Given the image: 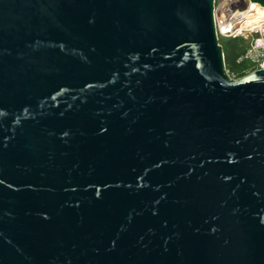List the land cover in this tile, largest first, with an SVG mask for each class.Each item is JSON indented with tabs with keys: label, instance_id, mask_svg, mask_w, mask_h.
<instances>
[{
	"label": "water",
	"instance_id": "95a60500",
	"mask_svg": "<svg viewBox=\"0 0 264 264\" xmlns=\"http://www.w3.org/2000/svg\"><path fill=\"white\" fill-rule=\"evenodd\" d=\"M214 6L0 0V264H264V64Z\"/></svg>",
	"mask_w": 264,
	"mask_h": 264
},
{
	"label": "built area",
	"instance_id": "2783aa9c",
	"mask_svg": "<svg viewBox=\"0 0 264 264\" xmlns=\"http://www.w3.org/2000/svg\"><path fill=\"white\" fill-rule=\"evenodd\" d=\"M252 0H215L214 15L219 37H242L248 47L239 62L246 66L239 75L229 72L235 79L245 77L263 68L264 64V6Z\"/></svg>",
	"mask_w": 264,
	"mask_h": 264
},
{
	"label": "trees",
	"instance_id": "16d2710c",
	"mask_svg": "<svg viewBox=\"0 0 264 264\" xmlns=\"http://www.w3.org/2000/svg\"><path fill=\"white\" fill-rule=\"evenodd\" d=\"M220 43L225 52L226 67L229 72L239 75L247 65L246 62H239L238 59L244 54L248 43L242 37H222Z\"/></svg>",
	"mask_w": 264,
	"mask_h": 264
},
{
	"label": "bare ground",
	"instance_id": "6f19581e",
	"mask_svg": "<svg viewBox=\"0 0 264 264\" xmlns=\"http://www.w3.org/2000/svg\"><path fill=\"white\" fill-rule=\"evenodd\" d=\"M251 2H252V3H255V2H253V1H251ZM256 6H258L257 3H255V6H251V7L254 8V7H256Z\"/></svg>",
	"mask_w": 264,
	"mask_h": 264
},
{
	"label": "rangeland",
	"instance_id": "374dc122",
	"mask_svg": "<svg viewBox=\"0 0 264 264\" xmlns=\"http://www.w3.org/2000/svg\"><path fill=\"white\" fill-rule=\"evenodd\" d=\"M247 43H249V42H247Z\"/></svg>",
	"mask_w": 264,
	"mask_h": 264
}]
</instances>
